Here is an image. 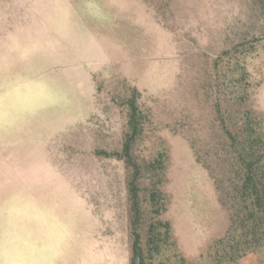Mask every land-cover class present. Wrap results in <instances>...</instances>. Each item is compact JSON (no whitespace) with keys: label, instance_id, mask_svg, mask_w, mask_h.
I'll use <instances>...</instances> for the list:
<instances>
[{"label":"rangeland","instance_id":"1","mask_svg":"<svg viewBox=\"0 0 264 264\" xmlns=\"http://www.w3.org/2000/svg\"><path fill=\"white\" fill-rule=\"evenodd\" d=\"M243 71L248 83H235ZM133 88L141 245L150 222L168 221L173 244L152 264H217L229 224L213 179L231 166L222 124L250 110L264 135L253 0H0V264H133L130 172L112 153ZM241 264H264V246Z\"/></svg>","mask_w":264,"mask_h":264},{"label":"trees","instance_id":"2","mask_svg":"<svg viewBox=\"0 0 264 264\" xmlns=\"http://www.w3.org/2000/svg\"><path fill=\"white\" fill-rule=\"evenodd\" d=\"M253 1L264 14V0ZM244 73L241 72L233 81L239 84L244 81L243 83L247 84ZM138 94L137 89L133 88L132 94L126 99L129 110L127 129L124 132L120 151L112 153L123 160L130 172L127 185L133 217L131 219L133 261L138 256L141 264H152L151 260L161 252L162 244H173V240L168 221L157 220L148 224L144 248L136 229L140 212L137 192L140 165L133 157L132 146L142 129V116L136 103ZM245 98L246 94H238V103L241 104ZM255 119L250 110H245L241 113L239 124H233L234 129L222 124L231 147L230 167L223 166L217 174L205 164V167L214 173L218 200L229 212L228 227L224 235L216 240L214 258L217 264H241L244 255L257 252L264 246V135L260 127L253 126ZM196 159L199 161L198 157ZM150 164L154 167H162L160 156L158 155ZM161 196L158 191H152L150 194V203L155 207L153 210L155 213H160L163 209L159 203ZM159 228L162 229L160 232ZM179 260L181 264H190L184 256H179Z\"/></svg>","mask_w":264,"mask_h":264},{"label":"water","instance_id":"3","mask_svg":"<svg viewBox=\"0 0 264 264\" xmlns=\"http://www.w3.org/2000/svg\"><path fill=\"white\" fill-rule=\"evenodd\" d=\"M133 264H141L140 258L138 256L134 258Z\"/></svg>","mask_w":264,"mask_h":264}]
</instances>
